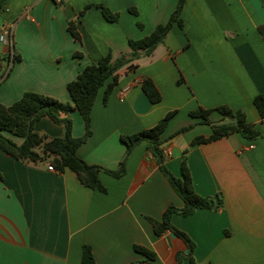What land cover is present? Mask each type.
<instances>
[{
  "label": "crops",
  "instance_id": "crops-1",
  "mask_svg": "<svg viewBox=\"0 0 264 264\" xmlns=\"http://www.w3.org/2000/svg\"><path fill=\"white\" fill-rule=\"evenodd\" d=\"M177 3L7 0L0 9V105H12L25 92L70 102L66 86L85 66L107 55L115 60L128 54V41L166 24ZM87 5H102L118 13V20L106 21L94 6L80 16ZM179 18L182 27L174 23L150 55L116 72L106 101L105 86L96 96L91 135L76 154L87 165L111 171L124 160L120 178L98 174L105 193L85 187L69 169L49 172L46 162L25 164L0 150V264H80L83 246L91 248L94 264H150L134 246L153 252L152 264H177L178 254L184 256L181 264H190L184 242L170 231L154 235L147 220H160L170 206L182 207L181 199L146 142L126 155L120 139L151 128L170 111L175 114L160 137L165 167L180 178L186 152L194 191L220 194L223 200L219 210L202 209L188 217L172 214L170 224L194 244L196 264H264V137L246 140L233 134L190 146L195 138L212 134L210 125L190 116L199 108L241 111L264 134V120L252 103L264 95V37L259 32L264 29V0H185ZM70 21L80 43L67 31ZM6 29L11 34L4 42ZM146 78L161 95L156 104L141 90ZM221 118L216 111L208 115L210 123ZM70 119L72 136L82 137L80 114L74 111ZM188 125L193 127L173 136ZM34 130L63 136V127L47 117Z\"/></svg>",
  "mask_w": 264,
  "mask_h": 264
},
{
  "label": "trees",
  "instance_id": "trees-1",
  "mask_svg": "<svg viewBox=\"0 0 264 264\" xmlns=\"http://www.w3.org/2000/svg\"><path fill=\"white\" fill-rule=\"evenodd\" d=\"M7 0H0V9ZM185 0H178L176 9L170 15L164 25H158L148 36L139 40H129L128 46L130 52L126 55L112 60L110 55L102 57L97 62L85 66L79 72L76 78L66 86L70 97V102H61L52 97L34 92H25L22 97L12 105L6 107L0 105V150L15 160L25 164L36 166L40 163H48L53 166L57 172L64 169L72 171L79 182L87 188L98 190L105 193V188L98 180V174L104 172L113 178H120L124 174V160L119 164L115 171L107 170L99 166L87 165L80 159L76 151L91 135L90 130V112L99 90L105 86L104 101L114 88L117 82L116 72L124 65L139 58L142 55H150L154 49L163 42L166 34L176 23L182 27L180 12ZM62 4V3H61ZM59 4V5H61ZM97 7L101 10L104 19L108 22H116L118 13L111 12L102 5H87L79 13L82 16L90 7ZM135 13V11H131ZM68 33L75 42L80 43V35L76 30L74 21H70L67 26ZM259 32L264 37V29L259 27ZM75 57H80L81 53H75ZM15 54L13 59H15ZM111 79V82L107 81ZM141 90L146 95L150 103L156 104L161 100V95L154 83L146 78L141 82ZM253 106L261 121L264 120V95L259 94L253 99ZM78 112L83 120L84 134L80 138L72 136V121L70 113ZM216 111L221 115V121L210 123L208 115ZM175 111H170L154 126L130 136H121L122 143L126 146V155L131 149L141 141L146 142L147 149L156 160L160 172L168 180L170 186L182 201V207H168L162 214L160 220L147 218L150 222L154 235L158 236L165 231H170L176 237L181 239L188 249L186 258L190 264H196L192 258L194 244L181 231L170 224L172 214H178L182 217L193 215L196 211L202 209L219 210L223 208V200L220 194L216 196H200L193 188L192 179L187 167L186 152L180 164V178L174 177L164 165L165 155L162 146L161 134L166 129L170 118ZM190 116L200 118L202 124H208L212 128V134L208 138L197 137L190 146L210 143L233 134H239L246 140H255L264 137V134L254 128V125L247 122L246 116L241 111H232L226 106H219L214 109L204 110L202 108L190 112ZM47 117L54 124L63 127V136L61 138L50 137L46 134L37 133L34 125L40 119ZM188 125L179 129L173 136L182 134L192 128ZM22 139L21 144H16L6 134ZM172 136V137H173ZM136 253L144 256L152 264L155 254L150 250L134 246ZM184 256L177 255V264H181ZM80 264H94L91 248L83 246L81 252Z\"/></svg>",
  "mask_w": 264,
  "mask_h": 264
},
{
  "label": "built area",
  "instance_id": "built-area-1",
  "mask_svg": "<svg viewBox=\"0 0 264 264\" xmlns=\"http://www.w3.org/2000/svg\"><path fill=\"white\" fill-rule=\"evenodd\" d=\"M54 2H55L57 5H59V4H61V3L63 2V0H54ZM10 34H11L10 29H6V30H4L3 33H2V37H1L2 41L7 42V40H8L9 37H10ZM163 153H164V155H166V151H163ZM47 170H48L49 172H55V171H56V170L53 168V166H51V165H48V166H47Z\"/></svg>",
  "mask_w": 264,
  "mask_h": 264
},
{
  "label": "rangeland",
  "instance_id": "rangeland-1",
  "mask_svg": "<svg viewBox=\"0 0 264 264\" xmlns=\"http://www.w3.org/2000/svg\"><path fill=\"white\" fill-rule=\"evenodd\" d=\"M5 64H6V62H5Z\"/></svg>",
  "mask_w": 264,
  "mask_h": 264
}]
</instances>
